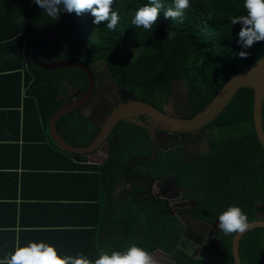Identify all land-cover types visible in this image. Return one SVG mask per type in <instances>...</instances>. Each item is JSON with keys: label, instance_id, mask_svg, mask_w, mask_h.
<instances>
[{"label": "trees", "instance_id": "obj_1", "mask_svg": "<svg viewBox=\"0 0 264 264\" xmlns=\"http://www.w3.org/2000/svg\"><path fill=\"white\" fill-rule=\"evenodd\" d=\"M161 2L164 9L173 6L172 0ZM147 3L114 0L113 10L120 16L114 30L107 29V22L95 25L90 12L69 13L66 29L40 47L37 58L43 63L77 59L85 64L102 59L119 88L158 110L167 104L171 84L182 79L194 109L191 117L232 75L264 56V41L248 49L238 44L241 26L232 25L230 18L246 14L243 0H190L182 21L165 19L162 10L151 30L131 23L133 13ZM62 19V11L58 19L51 18L33 1L0 0V83L23 89V98L17 101L22 145L33 147L47 161L36 166L55 170L43 172H56L63 190L86 193L88 199L80 202L96 204L100 211L96 234L102 233L111 217V226L117 228L112 250H122L116 244L128 242L150 252L160 250L175 264H234L231 235L218 234L202 246L212 259L190 253L182 224L170 214L166 201L153 198L150 184L171 175L182 199L195 205L186 211L208 224L231 205L240 207L248 222L254 221L256 208L264 201V151L253 126L252 89H239L202 128L210 152L193 162H182L179 148L158 150L150 159L146 131L126 121L116 124V142L106 160L89 158L91 154L75 157L51 140L48 122L67 103L59 99L67 87L78 90V95L85 93L86 75L76 67L44 70L30 57L33 44L58 28ZM169 31L175 33L171 39H167ZM241 50L249 53L246 59L239 57ZM56 131L70 145L85 147L99 127L71 111L59 118ZM144 158L148 160H140ZM98 250L81 253L95 259ZM238 251L241 264H264V228L243 234Z\"/></svg>", "mask_w": 264, "mask_h": 264}, {"label": "water", "instance_id": "obj_2", "mask_svg": "<svg viewBox=\"0 0 264 264\" xmlns=\"http://www.w3.org/2000/svg\"><path fill=\"white\" fill-rule=\"evenodd\" d=\"M10 1L32 2L33 0ZM62 12L63 19L60 26L40 37L33 44L30 51L32 62L41 69L60 70L76 67L81 69L87 78L85 93L80 98L64 104L49 119V136L58 148L73 153L75 157L78 155L96 154L100 159L106 160L110 155L108 136L119 121H126L138 125L147 131L153 143L150 159L154 158L156 147L162 149L159 142L156 145V138L159 139L160 135L163 134L176 137L178 134L197 133L198 142H193L191 146L194 148L201 146L199 153H196V155L203 154L208 152L210 148L205 134L201 129L224 109L239 89L250 88L253 91L252 120L254 131L264 151V56L232 75L202 110L189 117L194 109L189 101L186 83L182 79L176 80L171 84V94L167 102V107L163 110H158L146 102L136 100L132 93H126L125 90L120 89L114 82L113 77L102 59L92 61L88 64L77 59H67L54 63L41 62L37 58L38 49L58 37L68 25L69 13L63 10ZM106 88H108L109 92L124 93L126 99L113 105L109 100V94L106 92ZM100 104L103 106H100ZM80 106H85L86 109L84 108L85 110L83 112L79 110L77 112L99 127V131L93 141L85 147L70 145L56 131V123L59 118L68 112L76 110ZM90 113L92 115L89 116ZM139 115L145 116L151 123V126L148 127L142 121L137 120L136 117ZM182 153L183 155L185 153L184 147ZM75 157L74 159H76ZM194 159H186V161ZM140 160L148 159L144 158ZM168 179L175 186L178 192L177 197H179L181 195L180 188L171 175ZM154 183L156 182L152 181V184ZM161 198L164 197L161 195ZM170 200L173 199L170 198ZM262 204H264V201ZM173 207H176L177 210L175 209L172 214L183 226L182 238L189 240L192 245L200 249L205 238L212 236L213 230L217 227L218 218L212 224H208L181 210L182 205L180 203L173 204ZM260 211L262 215H257L254 221L249 222L250 227L247 231L254 228H264V207ZM258 212L259 209L256 208V213ZM247 231L242 234H230L232 236L230 252L234 264H241L238 251L239 240Z\"/></svg>", "mask_w": 264, "mask_h": 264}, {"label": "crops", "instance_id": "obj_3", "mask_svg": "<svg viewBox=\"0 0 264 264\" xmlns=\"http://www.w3.org/2000/svg\"><path fill=\"white\" fill-rule=\"evenodd\" d=\"M68 90L75 94L69 86L60 93V100L70 98L64 95ZM22 98V88L18 91L13 83H0V259L15 249L17 241L19 246L42 241L54 246L61 255L101 248L112 250L117 228L111 226V217L102 233L96 234L100 214L96 204L80 202L88 195L79 190H63L56 172H43L55 170L36 166L47 165L45 157L40 159L33 147L22 145L17 116V101ZM93 157L99 158L96 154L89 156ZM116 245L124 250L128 242ZM187 249L196 257L212 256L202 247ZM152 253L158 264H175L160 250Z\"/></svg>", "mask_w": 264, "mask_h": 264}, {"label": "clouds", "instance_id": "obj_4", "mask_svg": "<svg viewBox=\"0 0 264 264\" xmlns=\"http://www.w3.org/2000/svg\"><path fill=\"white\" fill-rule=\"evenodd\" d=\"M44 10L47 16L58 19L61 11L75 12L81 15L90 12L94 17L93 23L100 25L107 22V29L114 30L120 16L113 10L114 0H33ZM172 7L164 9L161 0H148L134 13L131 23L137 28L151 30L163 10L165 19L181 20L185 10L190 7V0H172ZM246 14L230 18L232 25L241 26L238 33V44L242 49H248L256 42L264 41V0H243ZM175 36L168 32L167 39ZM241 59L249 55L247 51L238 53ZM217 228L224 235L244 233L250 227L247 215L238 206H228L217 219ZM0 264H158L154 254L136 244L127 246L124 250L99 249L95 259L84 253L76 255H61L56 248L45 242H28L24 246L17 245L15 249L0 259Z\"/></svg>", "mask_w": 264, "mask_h": 264}, {"label": "flooded vegetation", "instance_id": "obj_5", "mask_svg": "<svg viewBox=\"0 0 264 264\" xmlns=\"http://www.w3.org/2000/svg\"><path fill=\"white\" fill-rule=\"evenodd\" d=\"M120 89H122V88H120ZM105 90L109 94V100H110V102L113 105H115L118 102H121L124 99H126V95L124 93L122 94V93L112 92V91L109 92L108 88H106ZM122 90H124V89H122ZM125 92L126 93H130V92H127V91H125ZM74 93L75 94L70 96V98L67 100V102H71V101H73L75 99H78V98H80L83 95V94L82 95H78L77 93H79V91L76 90V89H74ZM100 106H103V105L100 104ZM166 107H167V104L163 107V109L166 108ZM84 108L86 109L85 106H80L79 108H77L76 110H73V111L76 112L77 114H79L77 111L79 110V111L83 112L85 110ZM90 115H92V114L90 113L89 116ZM136 119L142 121L148 127L151 126V123L149 122V120L145 116L139 115V116L136 117ZM114 128H113V130H114ZM113 130L111 131L110 135L108 136L109 150L113 147V145L116 142V134L113 133ZM201 131L205 134L203 129H201ZM146 133H147V131H146ZM148 137H149V135H148ZM197 137H198L197 133L178 134L176 137H173L172 135H166V134L160 135L159 139L156 138V145H158V142H159V145H160V147L162 149H159V148L156 147L155 154H156V151H158V150L168 151L170 149H175V148L178 149L179 148L180 154H181V161L185 162V163L193 162V161L197 160L201 155H205V154H208L210 152V150H209L208 152H205L203 154H197L196 155V153H199V151L201 149V146L197 147V148H194V147L191 146V144L193 142H198ZM205 137H206V135H205ZM149 140L151 142V153H152V144L153 143H152L150 137H149ZM170 145H172V146H170ZM183 147H184V151H185L184 155L182 153ZM209 148H210V146H209ZM154 157H155V155H154ZM191 158H195V159L191 160V161L190 160L186 161V159L188 160V159H191ZM184 159H185V161H184ZM101 160L102 159L98 158V161H101ZM168 177H165V178H162V179L153 180V182H156V183L152 184V182H151V184H150V194L155 199L166 201L167 202V207L169 208V211H170L171 215H173L172 213L174 212L175 209L177 210L176 207H173V204H176V203H180L182 205L181 210H183L184 212L188 213L186 210L190 209V208H191V211H192L193 207L195 205L190 200L182 199L181 195L179 197H177L178 196V192H177L175 186L173 185V183L168 179ZM161 195L164 198H161ZM170 198H172L173 200H170ZM262 207H264V204H262V203L257 206V208L259 209L258 215H262V213L260 211ZM188 214H190V213H188ZM190 215H192V213ZM218 234H221V232H219L218 228L216 227L213 230V232H212V236L205 238V240L203 241V245H208L210 242H213L214 239H215V236L218 235ZM191 247H195V245H192L190 243V241L187 240V248H191Z\"/></svg>", "mask_w": 264, "mask_h": 264}, {"label": "rangeland", "instance_id": "obj_6", "mask_svg": "<svg viewBox=\"0 0 264 264\" xmlns=\"http://www.w3.org/2000/svg\"><path fill=\"white\" fill-rule=\"evenodd\" d=\"M124 53H125V55L130 54L129 51H125ZM72 94H73V92H70V91L68 90L67 92H65L64 95H65V98H66V97H68V96H72Z\"/></svg>", "mask_w": 264, "mask_h": 264}]
</instances>
